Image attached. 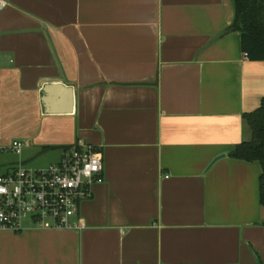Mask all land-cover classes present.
<instances>
[{
    "label": "crops",
    "instance_id": "obj_1",
    "mask_svg": "<svg viewBox=\"0 0 264 264\" xmlns=\"http://www.w3.org/2000/svg\"><path fill=\"white\" fill-rule=\"evenodd\" d=\"M5 1L0 174L90 145L104 182L83 231L0 229V264H264L262 167L230 156L252 139L264 62L230 30L233 1ZM51 83L73 88L71 113L64 90L44 104Z\"/></svg>",
    "mask_w": 264,
    "mask_h": 264
},
{
    "label": "built area",
    "instance_id": "obj_2",
    "mask_svg": "<svg viewBox=\"0 0 264 264\" xmlns=\"http://www.w3.org/2000/svg\"><path fill=\"white\" fill-rule=\"evenodd\" d=\"M6 6L0 0V9ZM24 144L14 141L11 149L21 155ZM101 149L76 145L66 149L60 162L41 169L19 163L0 174V229L23 232L28 224L37 228L83 231L81 204L93 197V188L104 182Z\"/></svg>",
    "mask_w": 264,
    "mask_h": 264
},
{
    "label": "trees",
    "instance_id": "obj_3",
    "mask_svg": "<svg viewBox=\"0 0 264 264\" xmlns=\"http://www.w3.org/2000/svg\"><path fill=\"white\" fill-rule=\"evenodd\" d=\"M235 18L230 30L241 33L242 50L251 61L264 62V0H232ZM250 127L252 139L238 144L231 158L262 167L260 202L264 206V99L261 106L243 116Z\"/></svg>",
    "mask_w": 264,
    "mask_h": 264
},
{
    "label": "water",
    "instance_id": "obj_4",
    "mask_svg": "<svg viewBox=\"0 0 264 264\" xmlns=\"http://www.w3.org/2000/svg\"><path fill=\"white\" fill-rule=\"evenodd\" d=\"M53 90H61V91L64 90L69 96H71L69 105L66 108V110H64V113H66V114L71 113L73 110V98H72L73 88L69 87V86L62 85V84H54V83L46 85V87L44 89L45 97L43 100L45 105H48L51 102L49 95ZM223 158H225V155L219 156L218 158H216L215 161H218V160L223 159Z\"/></svg>",
    "mask_w": 264,
    "mask_h": 264
},
{
    "label": "rangeland",
    "instance_id": "obj_5",
    "mask_svg": "<svg viewBox=\"0 0 264 264\" xmlns=\"http://www.w3.org/2000/svg\"><path fill=\"white\" fill-rule=\"evenodd\" d=\"M34 168H39V167H34Z\"/></svg>",
    "mask_w": 264,
    "mask_h": 264
}]
</instances>
